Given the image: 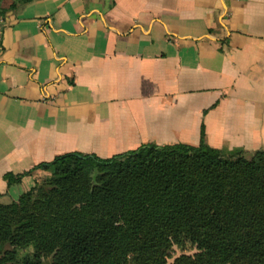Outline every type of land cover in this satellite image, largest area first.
<instances>
[{"label": "crops", "instance_id": "crops-1", "mask_svg": "<svg viewBox=\"0 0 264 264\" xmlns=\"http://www.w3.org/2000/svg\"><path fill=\"white\" fill-rule=\"evenodd\" d=\"M10 1L0 15L1 202L31 212L36 182L53 171L33 167L70 151L197 145L202 127L216 148L264 147V0Z\"/></svg>", "mask_w": 264, "mask_h": 264}, {"label": "trees", "instance_id": "trees-1", "mask_svg": "<svg viewBox=\"0 0 264 264\" xmlns=\"http://www.w3.org/2000/svg\"><path fill=\"white\" fill-rule=\"evenodd\" d=\"M246 153L211 146L202 127L197 145L56 155L33 167H53L32 198L35 215L0 201V264H41V253L50 264H128L132 256L134 264H167L186 242L198 251L170 264H264V147ZM30 172L4 179L20 183ZM30 246L34 253L21 256Z\"/></svg>", "mask_w": 264, "mask_h": 264}, {"label": "rangeland", "instance_id": "rangeland-1", "mask_svg": "<svg viewBox=\"0 0 264 264\" xmlns=\"http://www.w3.org/2000/svg\"><path fill=\"white\" fill-rule=\"evenodd\" d=\"M145 143H156V142H145ZM130 150V149H129ZM83 152V151H82ZM254 151H251V153H246V156H251V154L253 153ZM88 160V159H87ZM87 160H85V167H86V169H87V171L89 172V173H93V166L94 165H89V164H87L86 163V161ZM45 178L46 177H43L42 179H40L38 182H36V184H37V186L36 187H38L40 184H44V180H45ZM34 193H36V192H34ZM34 197V196H33ZM32 197V198H33ZM20 200H22V199H20ZM31 201H32V199H31ZM3 203V202H2ZM32 203V202H31ZM28 205V204H27ZM30 207H31V212L30 213H32L33 215H35L34 214V210H33V207H32V204L31 205H29ZM29 207V208H30ZM21 211L22 212H24V211H28V210H25V209H21ZM198 251V249H197V247H196V245H194V244H192V243H190V242H186V244H184L183 246H180V245H177V244H175L173 247H172V249H171V256L168 258V262H167V264H170L171 262H173V260L177 257V256H179V255H181V254H190V255H192V254H194V253H196ZM34 253V248L32 247V246H30V247H27L26 249H23L22 251H21V253H20V255L21 256H26V255H29V254H33ZM40 259H41V264H50L51 263V256H45L43 253H41L40 254ZM134 261H135V256H132L131 258H130V261H129V263L128 264H134Z\"/></svg>", "mask_w": 264, "mask_h": 264}, {"label": "built area", "instance_id": "built-area-1", "mask_svg": "<svg viewBox=\"0 0 264 264\" xmlns=\"http://www.w3.org/2000/svg\"><path fill=\"white\" fill-rule=\"evenodd\" d=\"M2 22H3V18L0 16V32H1ZM0 46H1V43H0Z\"/></svg>", "mask_w": 264, "mask_h": 264}]
</instances>
